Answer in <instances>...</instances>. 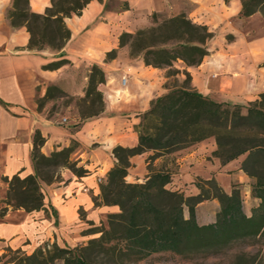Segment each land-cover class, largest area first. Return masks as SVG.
<instances>
[{
    "label": "crops",
    "instance_id": "obj_1",
    "mask_svg": "<svg viewBox=\"0 0 264 264\" xmlns=\"http://www.w3.org/2000/svg\"><path fill=\"white\" fill-rule=\"evenodd\" d=\"M12 1L0 0V175L35 173L32 149L36 130L45 138L41 151L46 155L76 141L78 147L71 159L88 172L78 176L65 167L60 181L42 184L46 209L9 210L0 220V256L7 249L32 254L46 243L69 248L83 246L95 238L91 228L108 227V215L120 209L116 205L96 204V198L101 200L99 179L105 180L115 166L117 159L113 150L116 146L138 144L135 125L140 122V115L153 99L167 92L163 70L147 66L140 56H130L128 47L120 46L119 37L124 31L135 32L145 27L148 19L142 16L153 11H170L168 0H91L81 15L65 19L71 38L60 51L27 48L30 34L26 27H12L7 17ZM51 1L30 0V6L34 12L44 13ZM113 1L116 2L111 5ZM120 1L127 3L129 9L120 8ZM216 1L226 5L230 19L193 20L206 24L213 32L214 22L222 20L227 36L233 38L227 37L226 44L220 48L209 46L210 52L203 62L188 70L194 88L202 94L218 102L245 105L264 92L263 21L233 19L241 12V0ZM130 13L141 18L135 17L134 23L128 24L125 20ZM254 20H259V26H251ZM114 49L118 51L117 56L107 60V53ZM62 58L71 63L57 70L43 69L44 64ZM93 64H98L106 74V82L99 85L105 100L102 114L81 120L73 105L67 106L63 114L58 110L49 113L54 99L39 109L38 98L52 85L62 88L71 97L84 96L87 74L80 90L67 89L65 81L71 66H83L89 73ZM124 76L127 77L125 84L122 83ZM63 118H67V122H62ZM216 148L215 138L209 137L172 153L176 167L172 169V181L167 187L190 196L200 192L195 184L198 178H215L227 193L232 192L233 183L252 182L241 169L244 156L239 157L241 162L238 158L222 164L213 156ZM150 154L152 152H145L130 158L129 182L146 179ZM163 161L164 158L159 157L154 164ZM235 162L237 164L233 165ZM208 203L217 210L211 218L201 221V210ZM219 209L218 200L203 201L196 207L197 220L201 224L212 223Z\"/></svg>",
    "mask_w": 264,
    "mask_h": 264
},
{
    "label": "trees",
    "instance_id": "obj_2",
    "mask_svg": "<svg viewBox=\"0 0 264 264\" xmlns=\"http://www.w3.org/2000/svg\"><path fill=\"white\" fill-rule=\"evenodd\" d=\"M90 1L52 0L44 13H37L31 9L30 0H13L7 17L12 27H26L30 34L29 50L41 51L48 47L60 51L71 38L65 19L81 15ZM241 2V17H249L258 11L264 16V0ZM123 8L129 9V5L125 3ZM153 15L151 25L135 32L124 31L119 37L120 46L128 47L130 56H140L147 66L167 70L164 84L167 92L151 101L135 125L138 144L114 148L117 162L101 181V200L95 199L97 205H116L120 211L108 215V227L91 228V232L100 235L86 245L69 248L46 243L32 254L17 249V253L23 252V255L15 257L13 264H93L86 254L94 247H102L108 253L118 251L134 260L166 252L189 257L225 248L238 239H264V92L247 106L218 102L199 92L192 84L188 68L200 65L209 54V42L214 32L185 13L164 18L157 13ZM231 38L233 36L229 35L228 39ZM117 53L116 49L108 52L107 60L115 58ZM177 61L183 63V68L174 66ZM69 63L68 59L62 58L44 64L43 69L57 70ZM179 75L184 78L180 79ZM172 78L173 82L170 81ZM105 82V71L93 64L85 94L78 101L81 120L105 111L103 92L99 89ZM54 91H58V97H71L62 88L49 86L46 94L37 100L39 109L48 100L55 99ZM209 137L216 140L213 156L222 164L244 156L241 169L252 179L253 194L259 199L250 215L244 210L239 189L234 186L232 192L227 193L215 178H198L195 184L200 192L196 195L186 196L184 192L167 187L173 174L167 158ZM44 142L41 131L36 130L32 149L34 174L5 177L7 204L27 212L46 209L42 182L60 181L62 177L54 176L58 167H66L78 176L88 172L71 159L76 149L73 145L46 155L41 151ZM72 144L78 146L76 141ZM145 152H152L147 157L149 172L146 179L127 181L132 165L130 158ZM159 157L164 161L157 166L154 162ZM212 199L220 203L216 220L201 224L197 220L196 207ZM107 244L110 245L106 247Z\"/></svg>",
    "mask_w": 264,
    "mask_h": 264
},
{
    "label": "rangeland",
    "instance_id": "obj_3",
    "mask_svg": "<svg viewBox=\"0 0 264 264\" xmlns=\"http://www.w3.org/2000/svg\"><path fill=\"white\" fill-rule=\"evenodd\" d=\"M170 11H153L147 16H142L143 19H148V23L146 26L151 25L153 14L157 13L160 17H170L179 13H185L191 19H230L227 18V13L225 9H227L224 3L219 4L216 0H202V2H194L192 0H168ZM167 1V2H168ZM116 1H113L111 5H114ZM124 3L120 1L119 7L123 8ZM137 18H141L138 15L135 16ZM133 14H127L126 22L128 24L134 23L133 19L135 18ZM233 19H262L263 26H264V16L263 14L258 11L255 14L249 17H241L240 14ZM213 24L214 28V37L210 40L209 46L215 48H220L221 46L226 44L227 32L225 30V23L220 20L216 21ZM145 26V27H146ZM251 26L256 27L259 26L258 21H252ZM138 30V29H137ZM259 33V32H258ZM48 48V47H47ZM129 49V48H128ZM130 53V50H129ZM174 66L177 68H183V63L181 61H177L174 63ZM90 66L89 68H91ZM164 75H166V69H162ZM88 75L87 71L84 69L83 66H71L68 71V77L66 78L65 85L67 89L74 91L80 90L82 86L83 80L85 75ZM180 79H183L184 76L179 75ZM167 81V79L165 80ZM173 82V78L170 80ZM88 82V77H87ZM87 86V84H86ZM86 88V87H85ZM58 91H54L53 95L55 97V102L49 106V113L58 110L61 114L64 113V110L67 106L73 105L79 112L78 101L83 96H75V97H58ZM85 94V93H84ZM98 105V104H97ZM245 104L244 106H247ZM80 114V112H79ZM61 117V115H60ZM73 145L74 148L77 149L76 144ZM75 149V150H76ZM73 154V153H72ZM72 157V155H71ZM173 159V161H172ZM168 166L172 169L176 167V160L175 156H170L167 158ZM241 162V158L238 160ZM174 162V163H173ZM163 163V162H161ZM157 164V166L161 165ZM237 164V162L233 163V165ZM65 170V167H58L54 176L62 177V173ZM23 176V175H21ZM5 177L0 175V220H2L7 212L11 209H16L13 205L7 204V192H8V183L5 181ZM128 181V180H127ZM142 182V181H137ZM237 182V181H236ZM219 183V182H218ZM44 184V182H42ZM221 185V183H219ZM236 186L242 196L243 200V207L247 214L252 213L253 207L257 206L259 203V199H257L253 194V183L249 181H242L233 183V187ZM189 194V192H186ZM217 200V199H216ZM217 210L216 206L212 204H206L203 206L201 210V221H206ZM185 215L188 217L189 212L187 207L185 208ZM100 233H95V237H98ZM110 244H107L108 247ZM23 255V252L20 254L17 253V250L14 249H7L3 254L0 256V264H13L16 262L14 259L15 257H20ZM87 259L88 261L92 262L93 264H264V239L260 237H250L245 239H238L233 241L230 245L225 248L211 250L206 253H199L189 257L180 256L174 253L166 252V253H157L153 254L145 259L142 260H134L132 258L122 256L117 252L115 253H108L102 247H94L90 251L87 252Z\"/></svg>",
    "mask_w": 264,
    "mask_h": 264
},
{
    "label": "built area",
    "instance_id": "obj_4",
    "mask_svg": "<svg viewBox=\"0 0 264 264\" xmlns=\"http://www.w3.org/2000/svg\"><path fill=\"white\" fill-rule=\"evenodd\" d=\"M126 82H127V77L124 76L123 79H122V83L125 84ZM62 122H64V123L67 122V118H63ZM99 181L101 182L102 178H100Z\"/></svg>",
    "mask_w": 264,
    "mask_h": 264
}]
</instances>
